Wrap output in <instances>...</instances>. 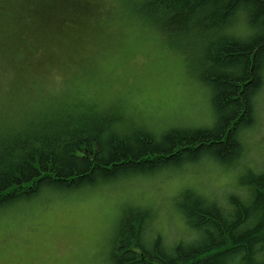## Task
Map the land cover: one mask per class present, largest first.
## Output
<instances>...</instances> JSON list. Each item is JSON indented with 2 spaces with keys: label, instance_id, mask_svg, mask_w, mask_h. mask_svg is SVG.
<instances>
[{
  "label": "trees",
  "instance_id": "1",
  "mask_svg": "<svg viewBox=\"0 0 264 264\" xmlns=\"http://www.w3.org/2000/svg\"><path fill=\"white\" fill-rule=\"evenodd\" d=\"M99 5L105 7L101 0H17L5 6L15 37L27 25L41 30L49 20L70 27L81 13H113L124 24L155 29L169 48L182 49L199 64L213 123L157 130L124 110L123 98L87 96L78 78L50 93L33 82L36 74L27 77V58H13L16 44L3 24L0 64L9 65L18 82L0 89V171L13 179L0 198L15 194L0 211L50 192L167 177L203 159L233 168L244 152L243 133L255 123L264 86V0H109L104 10ZM239 27L243 35L236 34ZM158 145L171 152L153 151ZM25 169L38 174L26 178ZM240 182L246 197L232 194L221 203L183 188L174 209L189 234L173 244L152 227L153 207L128 203L112 235L109 264H264V171H248Z\"/></svg>",
  "mask_w": 264,
  "mask_h": 264
},
{
  "label": "rangeland",
  "instance_id": "2",
  "mask_svg": "<svg viewBox=\"0 0 264 264\" xmlns=\"http://www.w3.org/2000/svg\"><path fill=\"white\" fill-rule=\"evenodd\" d=\"M14 1L0 0V29L4 24V33L9 31L15 41L13 58L25 63L27 58L32 64L27 77L36 74L33 82L48 92L57 94L78 78L81 88L90 92L87 96L107 102L123 98V109L154 129L213 123L210 93L199 64L188 60L182 49L169 48L155 29L124 24L113 13H81L74 15L70 27L49 20L41 30L27 25L26 32L15 37L16 25L8 18L7 7ZM108 1L101 0L105 7ZM16 78L9 65L0 64V89H11ZM30 84L31 79L27 88ZM243 144L244 152L233 168L204 159L167 177H139L74 193L50 192L1 210L0 264H109L112 235L128 203L155 209L152 227L168 244L187 238L189 230L174 209L183 188L221 203L232 194L246 197L241 177L248 171H264V86L256 99L255 123L243 133Z\"/></svg>",
  "mask_w": 264,
  "mask_h": 264
},
{
  "label": "snow or ice",
  "instance_id": "3",
  "mask_svg": "<svg viewBox=\"0 0 264 264\" xmlns=\"http://www.w3.org/2000/svg\"><path fill=\"white\" fill-rule=\"evenodd\" d=\"M137 151H142V149L137 148ZM153 151L157 152H163V151H169L171 152V148L168 146L158 145L156 146ZM38 173H35L32 171V169H25L24 170V176L26 178H31L32 175H37ZM11 183H13V179L6 175L3 171H0V190H3L7 188ZM15 194L14 193H8L5 194L3 198H0V205H3L7 203L10 199H14Z\"/></svg>",
  "mask_w": 264,
  "mask_h": 264
},
{
  "label": "bare ground",
  "instance_id": "4",
  "mask_svg": "<svg viewBox=\"0 0 264 264\" xmlns=\"http://www.w3.org/2000/svg\"><path fill=\"white\" fill-rule=\"evenodd\" d=\"M246 30H244L243 28H237L236 29V34H239V35H243L245 33ZM204 160V159H203ZM208 160V159H207Z\"/></svg>",
  "mask_w": 264,
  "mask_h": 264
}]
</instances>
